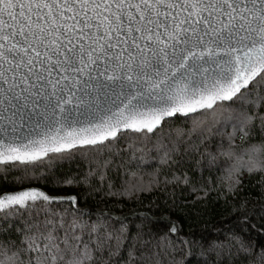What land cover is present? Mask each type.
<instances>
[{
  "label": "snow or ice",
  "instance_id": "6c2138e0",
  "mask_svg": "<svg viewBox=\"0 0 264 264\" xmlns=\"http://www.w3.org/2000/svg\"><path fill=\"white\" fill-rule=\"evenodd\" d=\"M0 257L264 264V0H0Z\"/></svg>",
  "mask_w": 264,
  "mask_h": 264
},
{
  "label": "trees",
  "instance_id": "16d2710c",
  "mask_svg": "<svg viewBox=\"0 0 264 264\" xmlns=\"http://www.w3.org/2000/svg\"><path fill=\"white\" fill-rule=\"evenodd\" d=\"M189 199H191V197H189ZM198 207H199V206H198ZM197 227H199V225H198ZM0 259H2V257H0Z\"/></svg>",
  "mask_w": 264,
  "mask_h": 264
}]
</instances>
